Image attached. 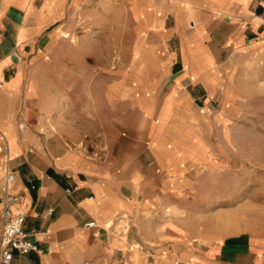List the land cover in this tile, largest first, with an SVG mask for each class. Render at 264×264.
<instances>
[{
	"label": "crops",
	"instance_id": "obj_1",
	"mask_svg": "<svg viewBox=\"0 0 264 264\" xmlns=\"http://www.w3.org/2000/svg\"><path fill=\"white\" fill-rule=\"evenodd\" d=\"M3 166L9 264H264V0H0Z\"/></svg>",
	"mask_w": 264,
	"mask_h": 264
},
{
	"label": "built area",
	"instance_id": "obj_2",
	"mask_svg": "<svg viewBox=\"0 0 264 264\" xmlns=\"http://www.w3.org/2000/svg\"><path fill=\"white\" fill-rule=\"evenodd\" d=\"M13 173L5 166L1 167L0 182V264H9L12 253L19 255L35 250V245L29 234L22 229L25 214L23 211H13L12 206L18 203L19 195L10 193L13 183ZM68 192V191H66ZM51 210L47 211L49 215ZM83 227H94L93 222L83 224Z\"/></svg>",
	"mask_w": 264,
	"mask_h": 264
},
{
	"label": "rangeland",
	"instance_id": "obj_3",
	"mask_svg": "<svg viewBox=\"0 0 264 264\" xmlns=\"http://www.w3.org/2000/svg\"><path fill=\"white\" fill-rule=\"evenodd\" d=\"M85 143H83L84 152L87 154L89 153V156H93L94 158H101V154L105 153L107 151L106 143L103 140L102 136H96V137H83ZM89 151V152H88ZM83 152V151H82ZM83 152V153H84ZM93 154V155H92ZM255 155H258L255 153ZM257 157V156H256Z\"/></svg>",
	"mask_w": 264,
	"mask_h": 264
}]
</instances>
